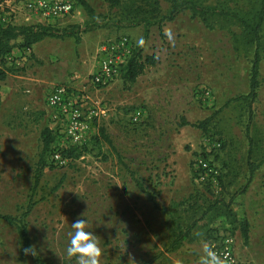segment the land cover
I'll return each mask as SVG.
<instances>
[{
	"label": "rangeland",
	"instance_id": "1",
	"mask_svg": "<svg viewBox=\"0 0 264 264\" xmlns=\"http://www.w3.org/2000/svg\"><path fill=\"white\" fill-rule=\"evenodd\" d=\"M84 1L92 16L76 0L71 16L53 26H78V43L85 44L89 60L99 43L127 36L142 55L154 56L155 64L130 87L119 77L106 88L88 91L107 108L105 114L91 122L79 158L59 165L46 154L47 167L31 193L40 131L49 126L57 134V147L69 144L45 103L47 91L74 74L80 77L74 86L81 88L88 73L78 59L61 66L58 57H34L22 49L1 59L0 214L18 216L29 198L36 202L27 226L36 253L48 264H76L65 249L77 219H88V230L99 238L100 264H199L201 241L211 246L226 236L233 238L242 264H264V23L257 95L250 101L255 45L238 25L222 20L209 28L184 10L172 21L147 27L135 21L142 16L141 0ZM203 1L240 13L254 11L258 3ZM158 7L157 17L169 2L159 0ZM45 65L55 79L46 87L45 82L32 85L45 79ZM203 86L209 90L206 98ZM136 111L140 118L132 122ZM204 119L209 123L203 130L191 125ZM99 128L110 143L97 135ZM199 159L217 173L206 175ZM249 161L257 165L252 174ZM130 171L156 198L164 186L162 199L171 197L167 208L182 228L195 224L178 249L166 251L173 237L171 219L151 208ZM222 203L229 204L236 220H247V240L238 222L218 209ZM0 264H33L20 251L15 227L1 220Z\"/></svg>",
	"mask_w": 264,
	"mask_h": 264
},
{
	"label": "trees",
	"instance_id": "2",
	"mask_svg": "<svg viewBox=\"0 0 264 264\" xmlns=\"http://www.w3.org/2000/svg\"><path fill=\"white\" fill-rule=\"evenodd\" d=\"M1 1L2 0H0V2ZM141 1L144 3L139 7L142 16H140V18L136 19L135 21L136 24L142 23L147 27L152 23L161 24L164 21H172L180 12L184 10H189L193 16L200 18L205 26L209 28L218 25V23L222 20H226L238 25L242 29V33L244 34L245 38L250 43L255 45L253 60L250 68L249 92L246 96V98H250V101L255 99L258 87L259 51L261 49L260 32L264 23V0H258L254 11L250 9L247 12L245 11L241 13L238 12V10H225L218 8L216 5L205 4L203 0H167L169 2V7L166 13L159 17H157L159 11V0ZM78 2L89 16L93 15L92 9L84 0H78ZM145 7H148L150 10L151 14H149V16L144 15V12L146 11ZM78 33L79 28L76 25L59 29L55 26L42 24L12 26L0 23V60L8 56L15 49L28 48L31 45L43 40L44 38H63L72 36L74 37L75 43H78ZM154 64V56L142 55L141 49L136 47L131 58L122 71V81L128 85L127 87H130L132 84H134L136 79L141 74H143L144 70L148 66H153ZM0 78H3V76H0ZM208 123L209 119H204L191 125L203 130ZM187 124L188 122H182V125ZM97 133V135L101 136L105 142L110 143L108 137L104 134L103 128H99ZM56 135V132H54L49 126H45L40 131L41 149L34 165L33 186L31 193L36 192V189L40 183L42 171L47 167L45 159L46 154L49 153L50 156L55 150H59L61 156L67 160L79 158L82 154V149L85 147L86 143L81 145L57 147L55 145V142H57ZM249 167L252 174L257 168V165H253L252 162L249 161ZM129 174L135 182L136 187L141 192L146 194V198L153 205V208L162 214L169 215L171 219V223L174 226V229L172 230L173 237L171 242L166 247V251H174L178 249L181 245V242L188 238V234L193 229L195 224L192 222L185 228H182L180 223L172 216L169 208L161 206L153 193L147 191L142 183L134 177L133 172L130 171ZM35 203L36 202L29 198L24 210L18 216L0 214V220L15 227L20 251L24 256H26V258H28L33 264H48L37 253L36 255H33L31 252L25 253L24 251L25 248L33 247L27 226V217ZM218 209L221 210V212L227 218L238 222L241 235L245 240H247L249 232L247 220L245 218L236 220V216L228 203H222Z\"/></svg>",
	"mask_w": 264,
	"mask_h": 264
},
{
	"label": "built area",
	"instance_id": "3",
	"mask_svg": "<svg viewBox=\"0 0 264 264\" xmlns=\"http://www.w3.org/2000/svg\"><path fill=\"white\" fill-rule=\"evenodd\" d=\"M76 0H2L0 2V23L5 25H51L67 18L75 10ZM136 46L127 36H116L99 43L93 55V70L81 82V88L74 86L80 78L74 74L69 81L53 84L45 96L46 105L53 111L52 119L63 129L68 145H81L86 141L90 124L105 114L107 108L99 100H93L88 91H98L121 78L122 71L131 58ZM77 80V81H76ZM201 96L208 97L209 90L200 88ZM140 111L131 115V121L137 122ZM60 147H66L61 144ZM55 163L65 164L59 150L52 154ZM198 166L206 175L217 173L214 166L199 159ZM234 240L230 236L222 239L220 244L211 247L225 259V264H242L234 249Z\"/></svg>",
	"mask_w": 264,
	"mask_h": 264
},
{
	"label": "clouds",
	"instance_id": "4",
	"mask_svg": "<svg viewBox=\"0 0 264 264\" xmlns=\"http://www.w3.org/2000/svg\"><path fill=\"white\" fill-rule=\"evenodd\" d=\"M71 229L66 256L74 258L76 264H100L103 249L99 246V238L88 230V219H77L71 223ZM24 251L33 255L37 252L35 247L25 248ZM199 264H225V259L209 243L201 241Z\"/></svg>",
	"mask_w": 264,
	"mask_h": 264
},
{
	"label": "crops",
	"instance_id": "5",
	"mask_svg": "<svg viewBox=\"0 0 264 264\" xmlns=\"http://www.w3.org/2000/svg\"><path fill=\"white\" fill-rule=\"evenodd\" d=\"M22 52L34 57L36 56H39L41 58L45 57V59H47L50 56H53L55 58L58 57L63 61V63H61V66L67 63V61L68 63L74 64L75 60L78 59V61L83 62L81 67H84V65H86L85 71L87 73L93 70V60L92 61L89 60L88 56H86L85 44L80 45V43H75L72 37L44 38L43 40L31 45L30 47L22 49ZM81 69L83 70L84 68ZM53 74L54 73L51 70H48L45 65V79L43 78L37 80L34 83L32 82V85L37 87L44 84L45 82V87H46V85L49 82H53V80L55 79ZM171 187L173 186H170L168 188L170 189ZM159 190H160L159 197H157L156 199L161 206L167 208L170 205L172 199L171 197L162 199V197L164 196V186H161ZM143 200H145V198ZM148 204H150L151 208L154 209L151 203ZM138 211L139 213L137 217L142 218L140 214L142 213V211L141 210ZM145 219L146 218H143L142 221H145Z\"/></svg>",
	"mask_w": 264,
	"mask_h": 264
}]
</instances>
